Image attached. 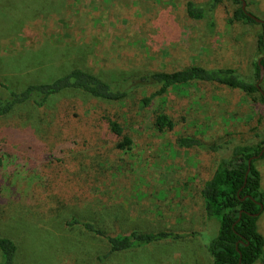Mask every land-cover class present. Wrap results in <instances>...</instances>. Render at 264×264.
I'll return each instance as SVG.
<instances>
[{"label": "rangeland", "instance_id": "rangeland-1", "mask_svg": "<svg viewBox=\"0 0 264 264\" xmlns=\"http://www.w3.org/2000/svg\"><path fill=\"white\" fill-rule=\"evenodd\" d=\"M188 1L0 0V83L21 89L81 66L116 85L124 78L192 64L234 67L243 78L257 81L256 62L263 56L258 42L264 33V0H245L246 10L263 22L229 25L237 5L225 0L213 13L212 27L206 19L188 16ZM193 1L205 5L211 0ZM12 10L16 18L21 10V19H11ZM261 85L264 90V78ZM155 89H139L122 102L66 91L46 106L23 104L0 117V123L32 127L51 146V141L66 136L68 127L74 129L73 123H63L55 130L60 110L71 115L114 113L123 118L133 139L132 147L123 151L101 131L103 136H90L93 145L88 146L99 151L84 155L82 143L76 149L77 159L100 181L103 200L60 203L48 212L0 207V236L17 244L15 264H213L208 245L219 233L220 220L206 215L201 188L233 144L262 141L264 102L253 101L239 88L195 81L170 89L165 102L156 97L142 108L141 97ZM6 95L0 85V96ZM160 111L174 120L173 129L162 132L154 126ZM86 124L79 126L87 129ZM182 135L222 148L182 147L177 141ZM98 139L101 144L96 145ZM257 164L264 190V158ZM75 218L110 231L172 230L182 237L106 258L107 242L82 226H70ZM258 227L264 235V210Z\"/></svg>", "mask_w": 264, "mask_h": 264}, {"label": "trees", "instance_id": "trees-1", "mask_svg": "<svg viewBox=\"0 0 264 264\" xmlns=\"http://www.w3.org/2000/svg\"><path fill=\"white\" fill-rule=\"evenodd\" d=\"M225 0H211L207 4H197L189 0L186 11L194 20L206 19L209 26H214V11ZM237 5L233 15L228 18V24L236 22L257 23L243 8V0H231ZM21 8L22 3L19 1ZM11 19H21V10L16 18L12 10ZM258 49L263 53L261 63L264 66V33L260 35ZM261 67L256 62L255 76L257 81L240 76L234 67L206 68L192 64L172 72L155 71L142 74L136 78H124L113 85L98 74L81 66L73 67L56 78L29 83L21 89L11 88L4 82L7 95L0 96V117H3L18 106L32 104L35 107L46 106L52 97L66 91H79L99 100L122 102L139 89L151 91L141 97L140 105L145 107L158 97L166 101L167 93L172 88L190 85L197 82L216 83L231 88L243 90L255 102H264V90L260 83ZM263 90V91H262ZM55 119V130L59 124L73 123L68 127L66 136L57 137L55 142L40 139L32 127H21L14 123H0V207L27 208L35 212H48L62 203L65 205H82L95 198L104 199L98 185L100 181L92 170L77 159L76 149H82V154L95 153L90 136L106 131L109 140H116L117 147L127 151L133 145V139L127 133L123 118L114 113L101 115L72 113L60 110ZM87 123V129H81L80 123ZM84 126V128L86 127ZM154 126L159 131L173 129L174 120L160 111L156 114ZM64 134V133H63ZM78 134V137L76 135ZM100 136H103L100 134ZM89 141V145L87 142ZM178 144L182 147H203L217 151L222 145H207L194 136H180ZM101 140H96V145ZM95 145V146H96ZM264 147V138L258 143H235L230 153L224 156L201 188L204 200V210L209 217H218L220 227L218 235L208 245L213 257V264H264V235L258 227L259 217L264 210V190H262V175L258 168V156ZM252 159L251 164L249 161ZM248 172L247 182L245 177ZM245 197V199H243ZM263 206V209H261ZM259 213V214H257ZM70 226L79 225L92 235L107 242L108 250L104 257L108 258L117 252L129 250L148 243L169 238L182 237L172 230L159 232H141L130 230L116 232L98 226L93 221L79 218L69 222ZM199 234V232H192ZM17 244L6 236H0V264H15Z\"/></svg>", "mask_w": 264, "mask_h": 264}, {"label": "water", "instance_id": "water-1", "mask_svg": "<svg viewBox=\"0 0 264 264\" xmlns=\"http://www.w3.org/2000/svg\"><path fill=\"white\" fill-rule=\"evenodd\" d=\"M245 6H246V1L243 0V8H244V9H246ZM249 15H250L251 17H253L256 21H258V22H263L262 19L257 18L256 16H254V15L251 14V13H249ZM259 65H260V67H261V74H260L259 82H258V84H257L258 86H260V83L262 82V80H263V78H264V66H263V64L261 63V59L259 60ZM262 91H263V90H262ZM263 153H264V147H263L262 151L260 152V154H259L258 156H254L252 159L257 158V157H259V156H262ZM252 159H250V161H249V165L251 164ZM247 176H248V172H247L246 177H245V183L247 182ZM243 199H245V197H244ZM261 209H263V206H261ZM257 214H259V213H257Z\"/></svg>", "mask_w": 264, "mask_h": 264}]
</instances>
